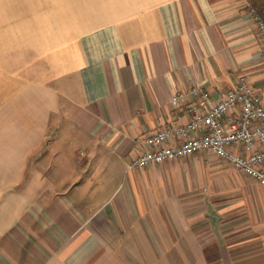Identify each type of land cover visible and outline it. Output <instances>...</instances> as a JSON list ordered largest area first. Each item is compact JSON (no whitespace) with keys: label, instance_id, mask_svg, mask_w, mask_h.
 <instances>
[{"label":"crops","instance_id":"crops-1","mask_svg":"<svg viewBox=\"0 0 264 264\" xmlns=\"http://www.w3.org/2000/svg\"><path fill=\"white\" fill-rule=\"evenodd\" d=\"M263 50L247 0H0V264H264L263 183L129 167L176 91L264 98Z\"/></svg>","mask_w":264,"mask_h":264},{"label":"built area","instance_id":"built-area-1","mask_svg":"<svg viewBox=\"0 0 264 264\" xmlns=\"http://www.w3.org/2000/svg\"><path fill=\"white\" fill-rule=\"evenodd\" d=\"M251 11L264 47V20ZM171 102L179 109L188 103L189 119L181 123L174 118L145 134L141 138L145 147L129 162L130 168L212 153L264 184V98L244 76L217 100L208 89L194 85L188 92L176 91Z\"/></svg>","mask_w":264,"mask_h":264},{"label":"trees","instance_id":"trees-1","mask_svg":"<svg viewBox=\"0 0 264 264\" xmlns=\"http://www.w3.org/2000/svg\"><path fill=\"white\" fill-rule=\"evenodd\" d=\"M249 7L264 20V0H247Z\"/></svg>","mask_w":264,"mask_h":264},{"label":"rangeland","instance_id":"rangeland-1","mask_svg":"<svg viewBox=\"0 0 264 264\" xmlns=\"http://www.w3.org/2000/svg\"><path fill=\"white\" fill-rule=\"evenodd\" d=\"M199 154H201V153H199ZM205 155L207 154V153H204Z\"/></svg>","mask_w":264,"mask_h":264}]
</instances>
